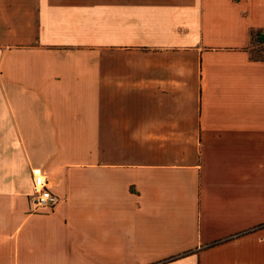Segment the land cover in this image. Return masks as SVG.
I'll return each mask as SVG.
<instances>
[{"label":"crops","instance_id":"obj_1","mask_svg":"<svg viewBox=\"0 0 264 264\" xmlns=\"http://www.w3.org/2000/svg\"><path fill=\"white\" fill-rule=\"evenodd\" d=\"M258 28L264 0H0V264H264Z\"/></svg>","mask_w":264,"mask_h":264},{"label":"built area","instance_id":"obj_2","mask_svg":"<svg viewBox=\"0 0 264 264\" xmlns=\"http://www.w3.org/2000/svg\"><path fill=\"white\" fill-rule=\"evenodd\" d=\"M31 199L36 208H50L57 202L41 167L31 169Z\"/></svg>","mask_w":264,"mask_h":264},{"label":"trees","instance_id":"obj_3","mask_svg":"<svg viewBox=\"0 0 264 264\" xmlns=\"http://www.w3.org/2000/svg\"><path fill=\"white\" fill-rule=\"evenodd\" d=\"M248 50L251 58L264 61V28L251 31V45Z\"/></svg>","mask_w":264,"mask_h":264},{"label":"rangeland","instance_id":"obj_4","mask_svg":"<svg viewBox=\"0 0 264 264\" xmlns=\"http://www.w3.org/2000/svg\"><path fill=\"white\" fill-rule=\"evenodd\" d=\"M261 37H263V36H261ZM81 140L88 142L89 138H74L75 143L81 142ZM81 144L78 143V146L81 147ZM74 154L78 155L80 159L82 158V156H87L88 155L87 153L85 154V153H82V152H79V153L75 152Z\"/></svg>","mask_w":264,"mask_h":264}]
</instances>
